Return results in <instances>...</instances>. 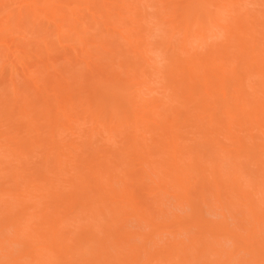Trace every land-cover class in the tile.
<instances>
[{"label": "rangeland", "instance_id": "rangeland-1", "mask_svg": "<svg viewBox=\"0 0 264 264\" xmlns=\"http://www.w3.org/2000/svg\"><path fill=\"white\" fill-rule=\"evenodd\" d=\"M18 1L20 3L14 5L16 10L18 6L19 9L20 6L28 7L24 5L26 2L23 0ZM71 1L73 0L66 2L71 5ZM89 1L81 0V3L79 2L81 5L78 3L80 6L77 7L76 16L83 20L90 16L87 8L93 4ZM111 1L115 3L112 10L116 13L112 11L109 17H115L108 18L109 24H106L104 28H102L104 25H99L98 32L92 31L94 34L105 36L104 38L95 36L98 38V44L101 43L97 46L98 50L95 46L97 51L91 50L95 47L90 45L87 47L90 48V52L92 51L91 60L82 55L84 46L75 40L72 41L73 43L69 41L70 44L61 42L62 40L59 41L60 44H57L56 40L50 41L48 49L51 51L49 50L48 54L46 50L38 49L44 48L38 42L37 44L35 42L36 46L31 43L32 46L29 45L28 48L21 44V50H25L23 54L27 52L23 55L25 57L22 56L25 58L24 63L22 62L23 69L18 66L10 75L9 70H6L8 69L5 63L6 51L0 48V57L2 56L0 72L5 66L3 80L0 78L2 80H0V104L3 106L2 108L0 105V264H245V261L239 263L238 260L243 256V249L248 248L244 244L246 239L243 238L245 241L239 239L233 233L232 220L227 219V228L225 224L223 226L209 224V222L222 221L219 216L220 210L212 206L213 196L217 191L212 187L211 184L214 182H211V177L208 175L210 164L204 161L210 155L211 160H214V153H212L214 148L209 145L210 140H207L206 135L200 132L204 129V132H207L206 128H209L210 124L206 123L204 126L197 127L198 122H191L184 126V120L178 119L177 124L172 125L175 128L170 129L171 126L158 128L154 122L147 120L153 119L154 115L151 112H162L164 108L166 112H172L176 104H170L169 100L175 94L174 84L163 81L150 71L153 84L147 90L144 86L148 87V85L143 83L142 78L125 76L124 72L127 70L123 72L120 70L121 73H119L121 69L119 67L129 64L132 58L129 55L126 56L128 54L126 49L112 37L114 32L123 29V24L119 23L118 15H116L121 7L117 6H120L122 2V4L129 2L131 7L136 5L132 7L134 9L139 8L138 4H140L139 17L147 15L148 19L152 17L150 19L153 20L157 10L152 6L157 5L156 3L160 0H139L142 3H138L137 0H109L107 3ZM100 3L98 1V15L102 14L99 19L103 20L106 17L104 9L102 11L99 6ZM23 7L21 10L25 13L27 10ZM15 8L14 12H16ZM54 10L55 7H51L49 12ZM78 10L82 15L78 13ZM67 15L69 14L66 13L63 16ZM25 16L28 17V23L33 22L32 16L27 14ZM7 17L5 10L0 8V22L4 23ZM168 19H166L167 22ZM85 22L89 24V20ZM13 23L12 25H15ZM12 25V28L3 29L0 33V38L6 40L7 44H14L11 49L21 43L22 36L25 35V33L14 34L15 29ZM166 26L163 24V26L152 28L149 24L147 29L154 31L150 39L151 48H160L162 32L168 29ZM50 30L52 31L51 27ZM104 30L110 31L109 34L112 36ZM33 32L32 36H36L34 39H38L37 29ZM90 32L85 36L86 39L94 36L92 32L90 35ZM51 37L54 40V36ZM51 37H49L50 40ZM92 37L91 39L94 38ZM206 41L212 44L211 40ZM106 45L115 47L114 49H117L119 45L122 48V55L118 57L117 55L113 57L100 55L101 47L99 46ZM175 45L177 46L175 50L178 51L175 53L181 61H185L184 63L192 56L195 58L202 56L201 51H196L192 47H187L189 53L186 54L181 50L178 40ZM3 52L4 55L1 54ZM156 53L155 56H151L155 63L154 68L162 67V70H165L168 66L170 69V63L164 64L167 63L164 61L168 57L167 54L165 55V52L162 54L161 51ZM168 54L170 56L172 51ZM83 56L87 59H85L86 62L92 61L93 65L95 64V68L91 65L92 71L98 74L95 73L94 76L87 73L84 60H82L84 64L81 62V59H84ZM111 59L116 66L111 67ZM116 59L120 60L116 61ZM124 59H128L129 63ZM108 62L111 64L109 65ZM193 62L191 60V64ZM184 63V67L190 66ZM115 72L117 77L113 75ZM114 76L115 79L118 77L129 79L126 85L123 81L119 82L120 89L115 93L116 96L119 94L123 97L125 92H127L126 95H130H127V100L133 103H131L132 106H128L129 108L119 109L117 102L114 105L116 96H111L107 91L106 81H111ZM179 95L190 99L196 98L188 90L181 94L177 93V96ZM231 103L234 102L231 101ZM96 105H98V114L92 115L91 106L96 107ZM175 108L183 112L186 107L176 105L173 111ZM190 108H186V111L189 109L190 112L182 114L188 113L190 116L192 113H198L192 112ZM117 109L118 113L115 112L118 111ZM104 111L106 113H103ZM110 111L117 115L109 117ZM216 112L219 111L216 110ZM122 113L129 116H124ZM135 117H137L136 120ZM130 118L133 122L129 121ZM70 125L72 127L68 129ZM167 133L170 135L163 137V134ZM174 135L179 137L176 142L180 146L179 151L182 152L189 146L188 149H194L184 157L185 162H188L196 153L202 154L200 157L206 156L203 162L201 161V165L202 168L206 167L204 170L209 171L203 174L206 175L205 177L208 176L207 182L211 183L203 189H199L198 184L192 180L193 185L184 184L185 188L168 185L161 187L154 177L149 178L146 175L149 168H153V161L158 158L148 155L149 157L144 159V153L151 151V153L160 154L163 157L160 163L164 164L169 154L161 153L160 143L164 141V138L167 142L168 137L171 138ZM212 148L213 150L208 152ZM206 151L208 154L203 156ZM183 153L185 154L186 151ZM220 154L217 155L223 156V153ZM224 163L222 170L225 174L226 171L230 172L227 170L230 169V165L225 163V167ZM248 170L251 173L255 172V168ZM156 171L159 172V170ZM222 178L224 183L226 177ZM246 185L247 182L243 181V189L248 188ZM260 187H256L257 191L253 190V193L254 191L258 193ZM250 189L252 191V188L247 190ZM196 190H202L203 196L198 198L200 194L194 193ZM257 196L261 200L264 195L261 196L259 193ZM219 204L217 202L215 205ZM258 208L260 210V207ZM230 210L234 211V209ZM174 214L182 217L181 221L191 226L176 224ZM183 226L189 228L184 229ZM262 227L264 228L263 221L260 229ZM211 228L216 232L213 238L205 231ZM201 235L204 236L205 243H214L216 250L223 247L224 251L230 255L216 257L214 252L206 251L205 256L195 259L197 255L193 242ZM259 235L262 237L264 233ZM182 248L185 249L186 254L180 252ZM253 248L260 252L264 247L259 249L255 245ZM106 249L109 255H106ZM103 259L107 262L102 263Z\"/></svg>", "mask_w": 264, "mask_h": 264}, {"label": "bare ground", "instance_id": "bare-ground-1", "mask_svg": "<svg viewBox=\"0 0 264 264\" xmlns=\"http://www.w3.org/2000/svg\"><path fill=\"white\" fill-rule=\"evenodd\" d=\"M23 1L26 2L24 5H27L28 7L20 6L19 9L18 6L17 9L19 12H17L18 10H16L14 5H16V3H20V1L0 0V8H3L8 15V19L4 21V23L0 22L2 24L0 25V33H2L3 29L8 30L13 22V24H15L12 25L15 29L13 32L14 34L23 35L25 33V35L22 36V42L12 49L11 46L14 47V44H7L6 40L0 38V48L6 51L5 59L6 57L7 59L5 60V63L8 67L6 70H9L8 72H10V75H12L13 71H15L18 66L23 69V60H25V58H23L25 56L23 55H26L27 52L26 54H23L25 53V50H21V44L22 46L28 48L31 43L32 45L36 46L38 42L42 44L44 48H37L43 51L46 50V54H48L50 50L48 49V44H50V41L52 42L56 40L55 42L58 44L59 41L62 40L61 42L64 41L70 44L69 41L72 42L75 40L77 42L79 41V43H81L80 45L84 46L82 55L91 60L93 57L91 56L92 51H97V46L101 44H98V38H95V36H105H102V34L98 35V33L94 34L92 31L98 32L99 25H104L102 27L104 28L106 24H109L108 18H110V13L114 11L112 9L115 6V3L112 1L107 3L109 0H90L89 2L93 4V6H89V8H87V12L90 16H87L83 20L81 17L76 16V11L78 9L77 7L81 3V0H73L71 1V5L66 2L67 0ZM98 1L101 2L99 4L100 8H102L101 10L103 11L104 9L106 18L103 20L99 19L101 18L100 16L102 14L98 15ZM122 3L120 6H117L121 7V10L116 14L118 15L117 20L119 23H121V25L123 24V29L119 27V29H122V31L114 32L112 36L109 34L110 31L108 32L107 30H104L108 32H106L107 34L115 38V40H117L122 45V48L124 47L126 49L128 53L126 56L129 55L132 58V61L128 58L129 61H131L130 63L128 59H124L127 60L129 64H126L125 61H123L126 66L121 65V67H119L121 68L119 69V73L127 70L125 71L126 73L124 72L125 76L127 75L142 78L143 83L148 85V87L145 85L144 88L148 90L150 85L153 84L150 72L152 71L154 76H158L163 81H170L174 84L173 91L175 94L169 100L170 104L174 103L177 105V107L183 105V108L191 107L190 109L192 112H198L197 114L192 113L190 116H188V113L183 115V112H190L189 109L186 111L185 108V110L181 112V110H176L175 108L173 111V108L176 107L175 105L174 107L172 106L173 108L171 113L166 112V110H164L165 108L162 110V112H151V114L154 115L153 119L149 118L147 115V118H149L147 121L154 122L158 128L159 126H171L170 129L177 124L176 122L178 119L180 121L184 120V126L191 124V122H198L196 124L197 127L204 126L206 123H208L210 124V127L206 128L208 131L204 132L205 129H202L203 131L200 130V132L206 135L205 137H207V140H210L209 145H212L214 151H217L216 154V151L212 152L214 153V160H211V155L208 157V159L205 156L208 154V152H210V150H213L212 148L203 154L205 157H200L202 154L200 155L199 153H196V155L192 158L190 157L189 159L188 157L189 160L188 162L186 161V163L184 157L189 155L188 153L191 152L190 150L194 149H188L190 147L189 146L185 147L184 150L181 149V152L179 151V144L176 143L179 137L175 135L171 138L168 137L167 142H165L166 138H164V141L160 143L162 146L160 148H162L161 153L163 155H166L167 153L169 154L168 159L164 158L168 161L164 160L166 162L161 164L160 159L163 157L160 156V154L155 152L151 153V151H149L150 153L145 152L144 159H147V157L150 155H154L158 158L153 161V168H149L146 175L149 178L154 177L157 181V184L161 187L168 185L185 188V186H183L184 184L191 186L193 185V181L195 184H198L199 189H203L207 184L214 182L211 185L217 192L216 195L213 196L214 202L212 206H215L214 208L216 210H220L219 216L222 218V221L213 223L208 221L209 224L215 226H223L225 224L227 228V219L232 220L231 223L233 225V233H235L239 239L244 240L243 238H245L247 244L246 242H244V244L248 246V248L243 249V256L239 258L238 262L240 263L245 261V264H264V248L261 249L260 252L256 248H253L255 245H257L259 249L264 247V236L261 237L259 235V233H264V228H261L263 230L260 229L262 221L264 222V196L261 200L257 196L259 193L261 196L262 194L264 195V0H160L158 3H156L157 5L152 6L153 8L155 7V10H157L156 16L153 18V20L150 19L152 17H149L148 19L147 15H145V17L141 14L142 16L139 17L138 10L140 9V4H138L139 8L135 7L133 9L132 7L136 5L131 7V4H128L129 2H124V4ZM22 7L23 9L27 10L26 12L23 11L25 13H22ZM51 7H55V10L49 12ZM14 8L16 12H14ZM66 13L69 15L64 17L63 15ZM78 13L80 14V11ZM25 14L32 16V18H34L33 22L29 21L30 23H28V17L26 18ZM167 18H169L168 22L166 21ZM85 19L89 20V24L85 22ZM112 22L114 23L113 20ZM87 24L89 26H87ZM149 24L152 26V28L158 27L160 25L163 26V24L167 25L166 27H168L167 31H165L166 29L163 30V28H160L163 30V36H161L160 39V44L162 46L160 45L159 49L157 46V48H151L152 44H150V39L152 38V32L154 31H152V29H147ZM50 27L52 28V31L50 30ZM36 29L38 31L37 35L39 38L41 35L40 39H34L36 36H32L34 34L33 31H36ZM89 31H91L94 35V38L91 36L93 39H91V37L87 39L85 38ZM169 31L172 32H170L171 35ZM48 34L54 36V40H52V37ZM42 36L45 37L42 38ZM49 37H51V40ZM176 39L179 41V44H181V50L185 51L186 54L189 53V49H187V47H192L195 48L196 51H201L202 56L199 58L192 56L186 61V63L190 64V66L187 68L184 67L183 63L185 61H181V59L178 58L176 54L178 52H176V45H178H175L177 42ZM206 40H211L212 44L207 43ZM40 44L39 46H42ZM89 45L92 47L96 46L97 50L96 47L95 49L91 48L92 51L90 52V48H87ZM109 45H111V43H109ZM109 45H106L105 47L99 46L101 47V53L99 54L104 56L111 55V57L115 55H117V57L122 55V48H120L119 45L117 46V49H114L115 47L111 48L113 45L110 47ZM180 46L178 47L179 50ZM106 48L108 49L106 50ZM159 50L161 53L163 52L162 54H164V52L165 55L167 54L166 56L168 57L165 56L166 58L164 59V61L167 63L164 64L170 63V69L168 66V69L166 68L165 70H162V67L154 68L155 63L153 62L154 60L151 56L157 51L160 52ZM171 51L172 54L169 56L168 52ZM45 52L43 53L44 55ZM1 54L4 55V52ZM84 56L82 58H84ZM86 58L81 59V62L84 60L86 64L85 67L88 71L87 73L94 75L96 72L92 71V66L95 68V64L93 65V62L89 60V62H86ZM112 59L111 67H113V65L116 66L113 64L114 62ZM193 59L198 60L194 61ZM117 60L118 59H116V61ZM191 60L192 62L194 61L192 64ZM84 62L82 63L84 64ZM159 62L161 63V61ZM110 64L111 63H109V65ZM164 64H162V66ZM105 69L107 70V68ZM104 70L103 72H105ZM4 72L5 66L0 72V78L2 80ZM110 72L112 71L110 70ZM113 75L117 77L116 72ZM115 76L114 79L111 78V81H106L107 91L111 96L115 95V93L120 89L118 85L119 82L123 81L125 84L129 81L128 77L126 79H120L119 77L115 79ZM27 86L29 87V85ZM186 90H188L190 94H194L196 98L190 99L180 95L177 96V93L181 94ZM126 93L127 92L124 94L125 97L120 96L119 94V96L115 95L116 97H114V105L115 102H117L119 109L132 106L131 103L133 102L127 100V97L130 95L127 94V96ZM231 101L234 103L230 104ZM99 106L101 108V105ZM1 107L3 108L2 105ZM183 108L181 109L183 110ZM91 110L92 115L98 114V105H96V107L91 106ZM216 110L219 112H216ZM101 111L103 110L101 109ZM115 112L118 113L119 110ZM103 113L106 112L104 111ZM108 115L110 117L117 114H114L110 111ZM125 115L128 114L125 113ZM129 115L131 116V112H129ZM199 115L202 116L199 118ZM136 119L137 117H135V120ZM129 121L133 122V119L130 118ZM71 127L72 126L70 125V127L67 128L71 129ZM53 128L55 129L56 127L54 126ZM149 130H151V128ZM169 135L170 134L168 133L166 135L163 134V137ZM185 151L186 153L184 154L183 152ZM222 153L223 156L219 157V155H217H222ZM203 158L206 159L204 160ZM202 160L210 164V167H208V169L210 168V173L207 169L204 170L206 167L202 168ZM223 162L230 165V169H227L228 171L230 170V172L226 171L224 174L222 170ZM204 166L206 165L204 164ZM249 168H255V172L251 173L248 170ZM156 170H159V172ZM205 171H208L207 173H209L208 175L211 177V182L209 183L206 179L208 176L205 177L206 175L203 174ZM224 176L226 179L224 183H222V177ZM257 179L260 180L259 183H257ZM243 181L247 182L246 186L248 188H252V191L251 189L247 190L248 188L243 189ZM258 186L261 189L258 190L259 192L257 193L255 192L257 191L255 188H259ZM253 190H255L254 193ZM196 191H194V193L200 194L198 195V198L203 196L202 190ZM261 196L259 197L261 198ZM222 197H224L223 200ZM217 202L220 204L216 206L215 204ZM258 207H260V210ZM230 209H234V211ZM173 218L176 219L175 223L180 224V226H191L185 221H181L182 217H179L176 214H174ZM184 226V229L189 228L188 226ZM51 229L52 228H50V230ZM205 231L208 232L212 238L214 237V233H216L213 228ZM244 234L245 236H243ZM203 237L201 235L196 239V241L193 242L197 255L195 259L205 256L206 251L211 253L214 252L216 257H228L230 255V253L224 251L225 249L223 247L220 248V250H216L214 248V243H205ZM248 242L250 243L248 244ZM180 252L182 254H186L184 248H182ZM105 253L106 255L110 254L107 249ZM260 261L262 262L260 263ZM106 262V259L102 260V263Z\"/></svg>", "mask_w": 264, "mask_h": 264}]
</instances>
